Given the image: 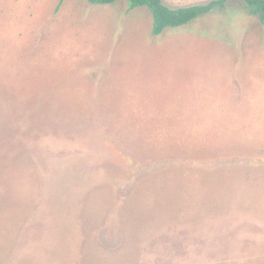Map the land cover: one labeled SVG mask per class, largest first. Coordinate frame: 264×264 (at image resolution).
<instances>
[{
  "label": "rangeland",
  "instance_id": "obj_1",
  "mask_svg": "<svg viewBox=\"0 0 264 264\" xmlns=\"http://www.w3.org/2000/svg\"><path fill=\"white\" fill-rule=\"evenodd\" d=\"M152 22L0 0V264H264V21Z\"/></svg>",
  "mask_w": 264,
  "mask_h": 264
},
{
  "label": "trees",
  "instance_id": "obj_2",
  "mask_svg": "<svg viewBox=\"0 0 264 264\" xmlns=\"http://www.w3.org/2000/svg\"><path fill=\"white\" fill-rule=\"evenodd\" d=\"M95 5H109L118 1H125L129 10L145 7L153 18L152 34L158 36L167 28H176L187 25L193 20L225 7L228 0H212L205 4H194L171 8L163 0H87ZM250 14L258 16L264 21V0H244Z\"/></svg>",
  "mask_w": 264,
  "mask_h": 264
}]
</instances>
